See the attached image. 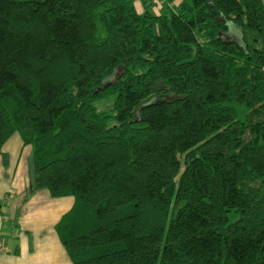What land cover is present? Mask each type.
<instances>
[{
    "label": "trees",
    "instance_id": "16d2710c",
    "mask_svg": "<svg viewBox=\"0 0 264 264\" xmlns=\"http://www.w3.org/2000/svg\"><path fill=\"white\" fill-rule=\"evenodd\" d=\"M263 67L260 0H0L2 162L71 264H264Z\"/></svg>",
    "mask_w": 264,
    "mask_h": 264
},
{
    "label": "crops",
    "instance_id": "0c3cea01",
    "mask_svg": "<svg viewBox=\"0 0 264 264\" xmlns=\"http://www.w3.org/2000/svg\"><path fill=\"white\" fill-rule=\"evenodd\" d=\"M264 8V0H260ZM241 43L239 31L228 27ZM225 37L231 40L226 33ZM264 68V67H263ZM8 143L16 153L6 152ZM5 147V148H4ZM13 151V152H14ZM0 155V264H71L54 226L72 205L70 197L51 198L43 189L27 191L30 182L28 146L11 136ZM21 196H23L21 198Z\"/></svg>",
    "mask_w": 264,
    "mask_h": 264
},
{
    "label": "rangeland",
    "instance_id": "374dc122",
    "mask_svg": "<svg viewBox=\"0 0 264 264\" xmlns=\"http://www.w3.org/2000/svg\"><path fill=\"white\" fill-rule=\"evenodd\" d=\"M155 4H156V2H155ZM135 8H136V10L137 11H140L141 10V7H140V5L138 4V1H136V3H135ZM227 34L231 37L230 39L232 40V39H236V37H235V35L233 34V32H231L230 31V29L228 28V31H227ZM108 101H99L98 103H96V107H97V109L98 110H105L106 108H105V106L108 104L107 103ZM238 108V107H237ZM239 109V108H238ZM12 136H14V138L16 137V138H18V136H17V134H13ZM9 148H8V150H6V152L9 154V156H12L13 155V153H16L15 151H14V149H13V146L12 145H10L9 143H8V145H7ZM5 148V147H4ZM14 151V152H13ZM30 182H29V187L31 188V186H32V183H31V181H32V176H31V174H30ZM23 196H21V198H22ZM0 203H2V201H0Z\"/></svg>",
    "mask_w": 264,
    "mask_h": 264
},
{
    "label": "built area",
    "instance_id": "2783aa9c",
    "mask_svg": "<svg viewBox=\"0 0 264 264\" xmlns=\"http://www.w3.org/2000/svg\"><path fill=\"white\" fill-rule=\"evenodd\" d=\"M0 251H2V247H1V244H0Z\"/></svg>",
    "mask_w": 264,
    "mask_h": 264
}]
</instances>
